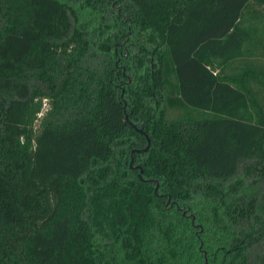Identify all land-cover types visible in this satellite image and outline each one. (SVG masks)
<instances>
[{
  "label": "trees",
  "instance_id": "obj_1",
  "mask_svg": "<svg viewBox=\"0 0 264 264\" xmlns=\"http://www.w3.org/2000/svg\"><path fill=\"white\" fill-rule=\"evenodd\" d=\"M251 5L0 0V264H264Z\"/></svg>",
  "mask_w": 264,
  "mask_h": 264
},
{
  "label": "rangeland",
  "instance_id": "obj_2",
  "mask_svg": "<svg viewBox=\"0 0 264 264\" xmlns=\"http://www.w3.org/2000/svg\"><path fill=\"white\" fill-rule=\"evenodd\" d=\"M242 25L252 29L255 32L256 41L260 43V45H264V10L258 8L255 5H251L249 9L246 11V13L243 16ZM243 68H241L240 65L228 68L226 71L227 73L231 74H237L241 75L243 72ZM171 81L173 83L176 82L175 76L172 74ZM190 110L185 108H168L167 114L170 118L179 117L181 115H185ZM197 114L200 115H207V113H200L197 112ZM237 178H243L246 188L245 190L251 191L252 188L256 187L254 186V180L251 178L245 177L242 173L237 176Z\"/></svg>",
  "mask_w": 264,
  "mask_h": 264
},
{
  "label": "water",
  "instance_id": "obj_3",
  "mask_svg": "<svg viewBox=\"0 0 264 264\" xmlns=\"http://www.w3.org/2000/svg\"><path fill=\"white\" fill-rule=\"evenodd\" d=\"M147 139H148V144H147V146H146V148L145 149H136V151H145V150H147L148 148H149V146H150V143H151V140H150V138L149 137H147ZM133 162V161H132Z\"/></svg>",
  "mask_w": 264,
  "mask_h": 264
}]
</instances>
